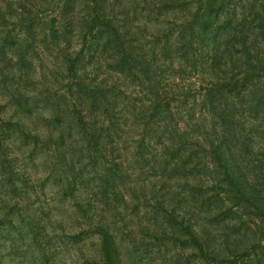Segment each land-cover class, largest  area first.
<instances>
[{
  "label": "trees",
  "instance_id": "16d2710c",
  "mask_svg": "<svg viewBox=\"0 0 264 264\" xmlns=\"http://www.w3.org/2000/svg\"><path fill=\"white\" fill-rule=\"evenodd\" d=\"M136 1L0 0V264H264V0Z\"/></svg>",
  "mask_w": 264,
  "mask_h": 264
},
{
  "label": "rangeland",
  "instance_id": "374dc122",
  "mask_svg": "<svg viewBox=\"0 0 264 264\" xmlns=\"http://www.w3.org/2000/svg\"><path fill=\"white\" fill-rule=\"evenodd\" d=\"M135 7V9L138 11V13H140L141 11L147 9L150 11H155L154 10V4L151 1H148V6L146 4H144L143 2H139L138 0L136 1L135 5H133ZM146 11V12H147ZM146 12H144L143 14H145ZM138 15V14H137ZM44 17V15H41L40 17H38V19H42ZM40 23V22H39ZM12 26L9 27L10 30H12ZM18 29L16 31L13 32V34H17ZM40 32V29L38 30V33ZM37 41L34 43V65L37 67L38 71L42 74L45 75H49V72L51 69H55L57 63L60 64V58L59 60H57L56 58V53H58V50H54L50 44L46 45L44 43H42L41 39H42V35L41 36H37ZM47 47V48H46ZM58 68V65H57ZM51 184H47L46 186V194H42V196L40 197V202L45 201V207H49V208H53L56 207L54 206V203L51 202V196H50V192H51ZM1 191V188H0ZM41 194H37V196H40ZM55 209V208H54ZM56 213V211H55ZM7 247V246H6ZM4 257H5V261L7 264H15V262H21L22 264H31L30 258L29 256H27L24 251L25 248L19 246L16 249H6L3 248L2 250ZM70 264V263H69Z\"/></svg>",
  "mask_w": 264,
  "mask_h": 264
}]
</instances>
